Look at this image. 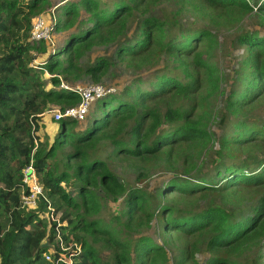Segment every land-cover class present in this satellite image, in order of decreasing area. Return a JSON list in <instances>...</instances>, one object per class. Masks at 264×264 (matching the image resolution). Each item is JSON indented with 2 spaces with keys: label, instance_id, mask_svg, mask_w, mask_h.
<instances>
[{
  "label": "trees",
  "instance_id": "trees-1",
  "mask_svg": "<svg viewBox=\"0 0 264 264\" xmlns=\"http://www.w3.org/2000/svg\"><path fill=\"white\" fill-rule=\"evenodd\" d=\"M161 1L63 0L53 36L73 32L48 52L30 31L49 0H0V264H200L199 253L202 264H263L264 124L242 117L264 102V35L236 37L244 55L219 125L235 121L201 176L215 141L212 101L222 77L212 55L219 43L208 27L181 18L230 30L256 17L264 27V0H165L170 13L152 12ZM110 47V56L80 65L94 48ZM115 64L155 70L147 84L138 75L119 96L98 100L101 115L84 131L51 119L52 142L38 136L50 107L79 102L61 83L88 77L99 84ZM251 153L259 159H246ZM30 163L45 197L34 209L21 207ZM116 167L134 182L118 177ZM153 169L170 179L154 192L137 186ZM150 229L157 242L145 235Z\"/></svg>",
  "mask_w": 264,
  "mask_h": 264
},
{
  "label": "rangeland",
  "instance_id": "rangeland-1",
  "mask_svg": "<svg viewBox=\"0 0 264 264\" xmlns=\"http://www.w3.org/2000/svg\"><path fill=\"white\" fill-rule=\"evenodd\" d=\"M62 0H49L50 6L46 9L45 12L47 11H53L49 9L54 8V15H57V5H61ZM76 1V0H73ZM101 2H106L109 5L115 0H100ZM173 9V5L171 2L168 1H161L158 6H156L154 9H152V12L154 13H160V12H165V13H170ZM82 18L85 17L84 12H81ZM47 21L50 20L49 15H46ZM181 23H191L192 28L194 29H200V28H209L212 30L213 36L217 39L219 43L218 49H216L212 55V61L216 65L221 77H222V82L220 84L219 88V96H217L213 101L212 105H214V122L211 124V132L215 136V141L213 142V148L208 151L206 154V158L204 160V164H201L200 166V175L202 176L206 172H208L210 169L212 170V160L214 159V153L218 150V144H217V138L221 135L223 131H228L231 123L235 119L236 116H230L226 119V125L221 126L219 125V121L221 119V116L225 113V98L229 96L230 90L238 84V79H239V72L241 69V61L244 55V48L239 47L236 44V37L242 33V32H252L255 33L257 32L260 36L264 35V27L259 25V20L258 18H249L245 19L238 28H232L230 30L226 29H220V30H213L204 20H200L193 15H187L185 14L181 18ZM73 32V29L70 31H64L61 33H55L52 39V43L48 44V52L58 50L60 49L65 41L68 39L69 34ZM75 32V31H74ZM113 48H94L92 52L86 53L80 60V65L85 68L86 66L90 65L91 63L96 60L98 57L102 56H110L113 53ZM47 55H38V61H42ZM154 69H143L139 71H133L131 69L125 68L123 65L120 64H115L111 69L108 71V73L102 78L101 82L99 84L103 86H112L117 88L116 96H119L121 94V91L125 86H127L132 80L137 79L138 75L141 77L146 84L148 83L149 79L152 76V73L154 72ZM241 78V77H240ZM92 82L88 77H83L80 79L76 84L74 85H91ZM98 102V101H97ZM96 103V102H95ZM94 103V104H95ZM98 106L96 107H91L93 108L92 112L89 113L87 119L84 122L78 123L76 127V131L82 132L85 130V128L89 125V123L92 121L93 116L100 117V112H99V103ZM95 104V105H96ZM93 106V105H92ZM56 109V107H50L48 111L45 112L44 119H43V124L45 126H49L47 130H45V126L42 125L40 128L39 132L37 133L38 136L40 137H46L47 135L50 136V133L52 130L53 132V127L52 129L50 128V125L52 124L51 119L53 115V110ZM98 112V113H97ZM228 112V111H226ZM247 119L248 122H258V124H264V102H260L258 105H256L253 109L249 110L246 112V114L242 117V119ZM235 121V120H234ZM249 157L246 158L248 160H253L256 161L259 159V155L255 154H250L248 155ZM246 156L244 155L243 157L239 158L244 159ZM115 173L118 177L124 178V180L127 181V184H132L135 180L134 175H124L120 169V167L115 168ZM170 179V175L168 173H164L163 171H160V169L152 170V175L150 176L149 179H147L145 182L138 183L137 186L146 188L150 192L156 191L158 188H161L164 183H166ZM240 193H244L245 195L247 194H253L250 191H241ZM112 206L113 204L109 203L108 208L102 211V215L104 216V219L109 218L110 212H112ZM145 235L152 237L154 241H158L154 230H151L146 232ZM263 254H264V249H263ZM205 259V256L202 254H198L196 256V260L202 264ZM264 264V262L262 261Z\"/></svg>",
  "mask_w": 264,
  "mask_h": 264
},
{
  "label": "built area",
  "instance_id": "built-area-1",
  "mask_svg": "<svg viewBox=\"0 0 264 264\" xmlns=\"http://www.w3.org/2000/svg\"><path fill=\"white\" fill-rule=\"evenodd\" d=\"M48 13L50 17L49 21H47L45 15H40L34 20L30 31V38L32 41L44 42L47 44L52 43L53 32L51 20L54 13L53 11ZM35 65L39 64L35 63ZM48 76L51 77L50 75ZM60 88L74 91L79 97V102L75 106L65 108L64 110L57 108L54 109L52 112V119L56 122L61 120H70L77 123L84 122L87 119L90 109L95 102L104 97L115 95L117 92L116 87L103 86L101 84H91L88 86L73 85L72 87H69L64 83H61ZM22 185L24 189L21 195V207L34 209L37 207L40 199L45 200L43 188L39 182L32 163H30L29 166L23 170ZM46 260L51 261V258L47 256Z\"/></svg>",
  "mask_w": 264,
  "mask_h": 264
},
{
  "label": "crops",
  "instance_id": "crops-1",
  "mask_svg": "<svg viewBox=\"0 0 264 264\" xmlns=\"http://www.w3.org/2000/svg\"><path fill=\"white\" fill-rule=\"evenodd\" d=\"M63 3H64V2H63V0H62V1H61V4H63ZM60 6H61V5H57V8L60 7ZM49 10H53V13H55V12H54V8H53V9H49ZM48 12H49V11L44 12V13L41 14V15H45V16H46L47 14L49 15ZM35 63H38V62H34V64H35ZM95 104H96V103H95ZM95 104H93L92 107H95V106H96ZM92 110H93V108L90 109V112H89V113H91ZM43 119H44V118H42V122H41V123H42L43 126H45V125L43 124ZM48 127H49V126H45V130H47ZM52 127H53V132H52V130H50V131H51L50 136L47 135V136L49 137L50 142H52V138H53L54 135H55V128H54L55 126H54V124H51V125H50V128H51V129H52Z\"/></svg>",
  "mask_w": 264,
  "mask_h": 264
},
{
  "label": "water",
  "instance_id": "water-1",
  "mask_svg": "<svg viewBox=\"0 0 264 264\" xmlns=\"http://www.w3.org/2000/svg\"><path fill=\"white\" fill-rule=\"evenodd\" d=\"M42 246L45 247V246H47V244L45 243V244H43Z\"/></svg>",
  "mask_w": 264,
  "mask_h": 264
}]
</instances>
